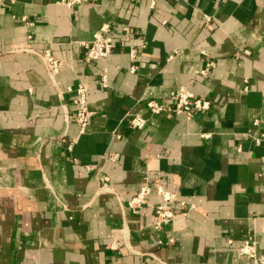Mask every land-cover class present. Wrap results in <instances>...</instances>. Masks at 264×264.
I'll return each instance as SVG.
<instances>
[{"label": "crops", "instance_id": "0c3cea01", "mask_svg": "<svg viewBox=\"0 0 264 264\" xmlns=\"http://www.w3.org/2000/svg\"><path fill=\"white\" fill-rule=\"evenodd\" d=\"M59 2L0 0V264H264V141H253L264 120V0ZM106 23L124 42L86 63L79 43ZM27 47L66 64L62 90L85 86L94 114L84 133L74 95L59 99ZM208 61L214 68L190 82ZM180 86L210 109L150 117L145 103L169 105ZM128 112L148 118L143 129H128ZM146 175L185 203L160 230L147 208L123 217ZM102 176L113 193H99ZM246 237L256 262L239 254Z\"/></svg>", "mask_w": 264, "mask_h": 264}, {"label": "built area", "instance_id": "2783aa9c", "mask_svg": "<svg viewBox=\"0 0 264 264\" xmlns=\"http://www.w3.org/2000/svg\"><path fill=\"white\" fill-rule=\"evenodd\" d=\"M135 1V0H131ZM88 2V0H60V4L65 6L68 10H74V8L83 5ZM155 5V1L152 2L151 6ZM206 22L210 21L209 16H205ZM22 22L24 24H32L26 18H22ZM111 25L106 23L100 26V28L93 33L92 39L87 42H80L79 45L85 51L84 53V61L86 63H90L96 60H104L107 59L112 52L116 49L118 45L124 42V38L120 37L118 40H114L110 34ZM127 29L124 28L123 32H126ZM31 36H27V39H31ZM23 51L34 54L39 58L42 62L45 71L50 79L51 85L56 89L57 96L61 101L64 99L65 93H72L74 98L72 100L73 105L75 107V120L77 125L79 126V132L84 133L92 116L93 112L89 109L88 106V94L85 86L82 83L76 84L74 87H67L65 90H62L56 81L57 73L66 66L64 62L57 59L51 49H45L43 51H36L33 48L27 47ZM137 49L130 48L129 49V58L131 60H135L137 57ZM215 64L212 61H208L205 64V68L196 72L191 81L193 82L197 76H205L208 70L214 68ZM131 72L135 71V66H131ZM99 83L103 89L109 88L108 82V73L107 70L104 69L99 75ZM246 90L247 87L245 86ZM146 109L151 116H160L164 115L168 118L173 116H184L187 120L192 118L195 113L206 112L210 109L211 102L206 98L197 97L194 93L189 91L186 87L180 86L174 90H172L169 94V105H163L155 100H148L145 103ZM65 110V107L62 106ZM68 122V117H65ZM127 127L130 130H141L144 128L146 123L148 122V118H145L138 114H133L132 112H128L126 114ZM255 125H260L262 128V132L258 138H254L253 141L257 144H260L264 141V120L263 121H255ZM114 135L116 138H121V135L114 131ZM241 148H238L240 151ZM67 151L69 153V158L72 161H75L73 156L74 144L69 143L67 146ZM118 156H113L111 161H116ZM86 169H91V167H87ZM155 181L157 182L155 185L151 184V180L148 175L144 176L142 179V184L140 188L136 191V193L126 202L123 206V217L126 219L128 216L126 215L125 209H128L131 212L132 216H136L138 211L147 208L153 214V222L152 227L156 230H160L165 226L169 225L178 213H181V210L185 207V203L183 201H177L176 196L166 190L160 183L159 178L156 177ZM110 179L106 176H102L100 178V189L99 193H113V189L110 186ZM154 195L158 201L156 203H151L148 201L150 196ZM178 208H176V206ZM180 209L179 212L177 210ZM193 209V206L190 207ZM185 214V213H182ZM130 215V216H131ZM122 240L129 239L128 233L122 230V234L120 237ZM121 240H115L111 243V249H117L120 245ZM168 243H172L173 239L170 238L167 241ZM162 244L161 241L158 242ZM231 243V242H229ZM239 254L243 257L249 258L256 262V243L252 238L246 237L243 240L242 245L239 248Z\"/></svg>", "mask_w": 264, "mask_h": 264}]
</instances>
